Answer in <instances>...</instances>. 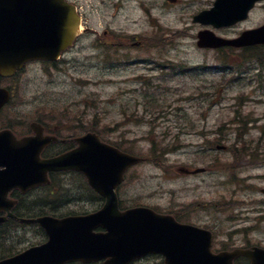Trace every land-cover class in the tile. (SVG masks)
Segmentation results:
<instances>
[{
	"label": "rangeland",
	"instance_id": "374dc122",
	"mask_svg": "<svg viewBox=\"0 0 264 264\" xmlns=\"http://www.w3.org/2000/svg\"><path fill=\"white\" fill-rule=\"evenodd\" d=\"M81 1L83 26L90 32L57 69L42 62L26 66L0 114V128L13 123L23 131L33 118L51 113L65 118L68 129L76 113L85 114L83 122L97 128L104 140L145 158L118 188L121 207L148 205L184 222L212 226L219 246L220 241L264 246V70L253 61L252 70L228 83L224 77L234 78L232 71L245 52L197 46L204 29L235 37L264 24V0L246 21L224 28L194 21L215 0ZM255 53L258 59L261 51ZM224 62L233 66L226 76ZM239 116L255 121L248 128L241 123L237 133ZM182 166L205 171L187 174ZM66 177L53 203L32 200L42 196L38 192L25 195V212L62 216L101 207L82 176ZM1 239L0 258L47 236L37 226L15 224ZM132 264L162 260L152 256Z\"/></svg>",
	"mask_w": 264,
	"mask_h": 264
},
{
	"label": "water",
	"instance_id": "95a60500",
	"mask_svg": "<svg viewBox=\"0 0 264 264\" xmlns=\"http://www.w3.org/2000/svg\"><path fill=\"white\" fill-rule=\"evenodd\" d=\"M256 1L217 0L211 10L201 12L195 20L216 27L232 25L245 19ZM79 28L80 17L65 0H0V74L11 76L32 59H57L73 43ZM199 37L200 46L264 43V26L234 39L211 31H202ZM9 96L6 89L0 88V108ZM78 141L80 146L74 151L43 159L41 153L49 140L41 134L18 139L11 130L0 132V210L9 211L15 204L9 199L13 189L26 192L47 183L50 170L81 171L106 198L102 209L87 215L20 218L21 222L41 223L49 239L0 260V264H63L103 258H107L105 264H128L151 252L164 253L166 264H231L228 256H212V236L207 231L181 225L171 216L158 215L147 207L121 211L116 187L126 171L142 158L103 142L94 133ZM5 219L0 217V223ZM99 227L106 232H95ZM248 254L253 264H264V250Z\"/></svg>",
	"mask_w": 264,
	"mask_h": 264
},
{
	"label": "flooded vegetation",
	"instance_id": "af4514ba",
	"mask_svg": "<svg viewBox=\"0 0 264 264\" xmlns=\"http://www.w3.org/2000/svg\"><path fill=\"white\" fill-rule=\"evenodd\" d=\"M69 1H70V3L74 4L77 7L78 11L80 12V14L82 16V20L85 21V12H84V9L82 6V1L81 0H69ZM121 6H122V4L119 3L118 7H121ZM106 33H108V31H106ZM47 63H49L52 67H56V65H57L56 62H47ZM18 77H13V78L8 79V81L10 83L7 84V87L9 89H11L12 91L15 89V82H16V79H18ZM84 115L85 114L76 113L77 117L75 119V123H70L68 126V129H66L65 126H63V125H65V123H63V122H67L66 119L65 118H59L58 119L56 114L47 113L45 115H42L40 117H36V118L32 119V121L36 120V121L40 122L42 125H44L46 134L56 135L59 138L58 140L50 143L46 147V149L44 150V152L48 155L47 157H53V156H56L58 154L70 151L78 145V143L76 141V137L91 130V127L88 126V123L83 122ZM25 126H27V129L22 131V130H18L15 127V125L12 123V124H9L7 126L1 127L0 130L3 128H8V127H10V128L15 127L12 130L15 133H17L18 135L31 134L30 124H28V125L25 124ZM68 172H70V171L51 172L50 173V177L52 179L51 184H48L45 186H39V187H36L34 189H31V191H29V193L27 195L38 192L42 196H33V197H31V199L32 200H41V199L45 200L47 198H52L53 196H55L58 193H61L58 191V189H59L60 184L64 180L67 179L66 174H68ZM21 194L22 193H20L19 191L13 192V196L16 198L23 197V195H21ZM15 212H17V210ZM207 226L210 228H213L212 226H209V225H207ZM220 243H221V246H219V243H218V246L220 247V249L218 251L232 250L235 248L249 249L253 246V244H251L249 241H241V242L230 241V242H226L225 244H223L220 241ZM235 263L236 264H250V260L245 256H240L237 259H235Z\"/></svg>",
	"mask_w": 264,
	"mask_h": 264
},
{
	"label": "trees",
	"instance_id": "16d2710c",
	"mask_svg": "<svg viewBox=\"0 0 264 264\" xmlns=\"http://www.w3.org/2000/svg\"><path fill=\"white\" fill-rule=\"evenodd\" d=\"M260 61L262 62V59L260 58ZM165 149L164 150H161L160 152H162V156L165 154ZM99 200L101 201L102 198H99ZM49 202V201H48ZM10 228H9V224L5 225V226H1L0 227V241H2L1 237L3 235H7L8 232H9Z\"/></svg>",
	"mask_w": 264,
	"mask_h": 264
}]
</instances>
